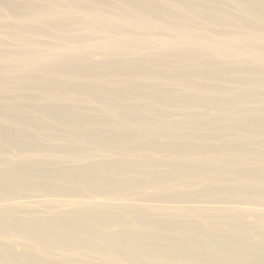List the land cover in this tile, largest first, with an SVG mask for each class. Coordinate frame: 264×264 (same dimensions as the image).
<instances>
[{"label": "bare ground", "instance_id": "obj_1", "mask_svg": "<svg viewBox=\"0 0 264 264\" xmlns=\"http://www.w3.org/2000/svg\"><path fill=\"white\" fill-rule=\"evenodd\" d=\"M0 264H264V0H0Z\"/></svg>", "mask_w": 264, "mask_h": 264}]
</instances>
